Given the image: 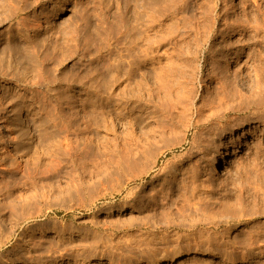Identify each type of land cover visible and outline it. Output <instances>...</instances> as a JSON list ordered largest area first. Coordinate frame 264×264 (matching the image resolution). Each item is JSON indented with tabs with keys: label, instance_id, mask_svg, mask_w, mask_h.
<instances>
[{
	"label": "rangeland",
	"instance_id": "1",
	"mask_svg": "<svg viewBox=\"0 0 264 264\" xmlns=\"http://www.w3.org/2000/svg\"><path fill=\"white\" fill-rule=\"evenodd\" d=\"M263 65L264 0H0V264H264Z\"/></svg>",
	"mask_w": 264,
	"mask_h": 264
},
{
	"label": "bare ground",
	"instance_id": "2",
	"mask_svg": "<svg viewBox=\"0 0 264 264\" xmlns=\"http://www.w3.org/2000/svg\"><path fill=\"white\" fill-rule=\"evenodd\" d=\"M38 31H40V29H36L33 32H38ZM173 68H176V67L173 66ZM257 68H259V70L257 71V74H256V83H254L255 88L251 92V95H252L251 100H252V102L254 104L260 105L262 103V99L264 97V68L263 69H260L259 66ZM115 80H116L115 83H114L115 86H117L118 89L119 88L121 89L122 86H123L122 81L119 78H116ZM202 80L203 81L201 83V88H207V87H209L210 86V83H211V75H210V73L209 72H206L203 75ZM1 89H2V85H0V90ZM8 140H10L9 143L5 144V142L6 141L8 142ZM0 143H1L0 154L5 155L6 157L7 156H10L12 154V152H15V151H17V150L20 149V143L19 142H16L14 140V138L10 135V133L5 137V139L0 140ZM150 144H151V142H150ZM130 153H131V155H130ZM130 153H129L130 156L129 155L127 156V154H126L127 157L124 155L125 158L122 159V160H119V163H118L119 169H122V168L124 169V167L125 166H128L129 164L137 163V161L138 160H141L142 157H145L147 155H150L153 152H152V147L150 145H143V146H140L139 148H137L136 150H134V152H130ZM227 154H228V152H226V151L223 154V161L224 162H227L225 160ZM214 174L215 175L220 174V168L219 167H217L215 169ZM164 261L165 260H163L162 262H164ZM158 262L159 261H157V260L156 261H151L150 264H158ZM16 264H20V263H16Z\"/></svg>",
	"mask_w": 264,
	"mask_h": 264
}]
</instances>
